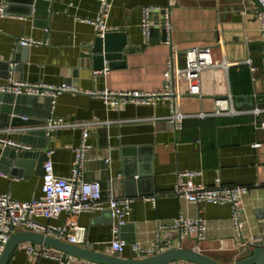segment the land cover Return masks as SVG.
Listing matches in <instances>:
<instances>
[{
	"label": "crops",
	"instance_id": "1",
	"mask_svg": "<svg viewBox=\"0 0 264 264\" xmlns=\"http://www.w3.org/2000/svg\"><path fill=\"white\" fill-rule=\"evenodd\" d=\"M1 4L7 15L0 16V83L18 80L70 85L76 92L59 93L53 109L49 98L3 93L0 135L26 145L27 149L15 150L29 161L48 149L47 158L52 160L55 173L68 176L73 148L81 142V127L66 125L48 137L38 126L52 117L62 118L65 123H89V147L80 167L81 178L99 181L103 196L111 192L133 200L128 226L121 233L131 238L120 258L151 257L133 253L130 245L134 241L149 246L157 238L167 246L164 251L178 247L196 250L220 264L251 255L252 248L243 245L249 236H262L264 246V129H255L252 124L264 118V34L253 13L255 1L113 0L106 25L125 34L124 64L109 67L104 62L100 70H94L83 56L97 36L85 19L96 17L99 1L38 0L34 10L29 0H1ZM143 6H168L172 27L166 33L168 41L162 40L160 31L151 42L143 38ZM161 16V12H154L151 17L159 28ZM19 37L42 44L20 46L16 42ZM203 45L211 47L212 60L223 64L205 68L197 84H181L185 93L179 110L185 118L180 130H173L164 118L168 115L164 98L153 105L128 103L115 109L93 94L104 89L161 91L169 54L175 50L178 65L183 68L186 49ZM7 66L11 71L5 77ZM248 95L246 102L251 101V106L243 103V96ZM222 98H231L240 113L214 114L215 100ZM257 107L262 109L257 116L248 111ZM198 113L211 114L199 117ZM14 116L17 119L11 123ZM15 170L0 154V171L7 175L0 176V194L8 192L19 200L40 194L41 171L33 162H24ZM189 170L200 171L193 180L206 187L247 186L242 196L246 219L242 236L234 233L228 204L188 203L172 193L177 175ZM178 214L203 219L205 239L200 241L192 233L181 238L176 230L160 228L171 224ZM65 217L61 213L50 223L60 225ZM77 220L86 228V248L116 256L110 249L111 220L107 211L81 214ZM28 243H18L5 264H59L29 257L24 249ZM77 260L89 264L82 258ZM164 264L198 263L178 258Z\"/></svg>",
	"mask_w": 264,
	"mask_h": 264
},
{
	"label": "built area",
	"instance_id": "2",
	"mask_svg": "<svg viewBox=\"0 0 264 264\" xmlns=\"http://www.w3.org/2000/svg\"><path fill=\"white\" fill-rule=\"evenodd\" d=\"M99 1L98 13L94 19H85L86 22L93 25L98 36H103L105 32L116 31L117 29L110 28L106 25V19L109 15V10L113 0H97ZM248 1V0H244ZM264 7V0H258ZM142 36L145 40L150 37V26L152 25V14L161 12V24L166 33L171 30L170 11L167 7L143 6L141 9ZM254 16L260 25L261 31L264 34V10L257 4L253 10ZM7 15L5 6L0 0V16ZM168 36L166 41H168ZM17 44L24 47L29 45L42 44L41 41L32 38L19 37L16 40ZM185 66L179 67L176 51H172L166 59V69L164 71V84L161 91L146 92L143 90L129 91H111L108 89L93 92V94L101 97L107 106L118 109L119 106L125 104H140L153 105L156 100L164 98L168 102V115L164 118L168 121L173 130H180L182 121L185 115L179 110V103L182 95L185 93L182 90L181 84H188L190 87L198 83V75L205 68L216 67L223 64L212 60L211 47L207 45L195 46L186 49ZM76 92V89L70 85L53 86L42 83H26L18 80H8L5 83H0V93L12 95H34L49 98L51 100V108H54L55 98L62 92ZM214 114H230L240 113L236 111L232 99H216ZM250 111L254 115H259L262 112L260 108H254ZM211 113H198L197 116L205 117ZM26 119V117H22ZM88 124H75L64 122L62 118H50L48 122L43 123L40 127L45 135L52 136L54 130L66 125H77L81 127V142L73 148L74 159L72 169L68 176H59L53 169L51 159H46L42 163L43 174L41 175L40 194L34 195L30 200L14 199L6 193L0 194V254L5 245L9 241V237L17 233V231H27L38 233L44 236L57 237L61 240L65 239L67 243L75 245H83L87 247L89 241L86 236V228L78 223L77 217L81 214H95L104 210H109V218L111 220L110 231V249L112 254L120 256L124 247L128 244L126 238L121 237L122 227L127 224V218L132 210V199L127 196L117 197L111 192L106 196L102 195V187L97 180H84L81 178L80 167L83 164L86 150L89 147L87 144ZM255 129H264V118H258L253 121ZM8 130V129H7ZM5 130V131H7ZM0 131H2L0 129ZM0 143L2 146L11 148L27 149L28 147L8 137L0 135ZM255 148L258 144H253ZM105 162H109L105 159ZM200 171H184L177 175L172 193L186 200L188 203H217L220 205L228 204L230 207L231 222L234 233L237 236H242L241 230L246 219L243 214V199L242 196L247 193L246 185H222L205 186L200 183H195L193 178L199 175ZM0 176H7L0 171ZM110 185V184H109ZM61 213H65L64 222L60 225L50 223L52 219H57ZM40 220L47 221L42 222ZM160 228H169L176 230L178 235L183 238L190 236L191 233L196 235L198 240H204L206 237V224L201 218H188L181 214L174 217L169 225H159ZM247 247L259 248L263 246L262 236H249L244 239L243 245ZM133 253L137 255L154 256L160 252H164L166 245L155 239L151 245L144 246L140 242H133L130 245ZM25 253L34 260L45 258L55 260L59 264H79L77 257L68 255L64 252L51 250L44 245H34L28 243L25 246Z\"/></svg>",
	"mask_w": 264,
	"mask_h": 264
},
{
	"label": "water",
	"instance_id": "3",
	"mask_svg": "<svg viewBox=\"0 0 264 264\" xmlns=\"http://www.w3.org/2000/svg\"><path fill=\"white\" fill-rule=\"evenodd\" d=\"M6 2L8 0H5ZM38 0H29L31 4V10L35 9L36 2ZM255 3L264 10V7L259 3L258 0H253ZM30 7V6H29ZM6 9V8H5ZM157 21L154 20L152 25L150 26V37L149 42L153 39V36L160 31L162 35V40L166 38V32L162 24L160 23V28L157 27ZM97 35V34H96ZM125 34L122 31L116 32H105L103 36H96L92 43L88 45V50L83 53V56L89 59L90 64H92V68L94 70H100L104 68V62H107L109 67H117L118 65H123V51L127 45L126 40H124ZM131 51V48L127 49ZM11 68L9 66L6 67L5 77L9 75ZM3 98V93H0V101ZM250 98V95L243 96V101L248 103L249 106L252 105V102H246V100ZM236 107L238 103H235ZM17 119V116L12 117L11 123ZM43 131V130H42ZM44 132V131H43ZM14 148L9 146H2L0 143V154L8 158V163L11 165L16 171V167H20L24 162H33V166L35 169L41 171V175L43 174L42 163L47 159L48 149L42 151V153L34 159L33 161H29L27 156L23 153L14 151ZM109 213V210H105ZM128 224L122 227V230L125 229ZM122 237V236H121ZM127 240H130L131 237H127ZM5 245L3 251L0 254V264H5L8 260L9 254L14 250V248L20 242H30V243H39L43 244L46 247L56 248L65 254L74 255L76 257L82 258L83 260L89 262V264H164L169 261H173L175 259H185L190 262H196L198 264H220L214 259L207 257L196 250H185L181 247L174 248L171 250H167L164 252H160L157 255L140 258V259H125L120 258L119 256H113L108 254H101L95 252L86 247H80L75 244H69L66 241H63L57 237L44 236L38 233H31L27 231H17V233L12 234ZM131 240H134L133 238ZM134 242V241H133ZM253 252L251 255L244 257V259H240L228 264H264V246L257 247L252 249Z\"/></svg>",
	"mask_w": 264,
	"mask_h": 264
}]
</instances>
